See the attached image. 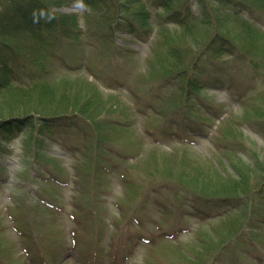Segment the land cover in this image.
<instances>
[{"label": "rangeland", "instance_id": "obj_1", "mask_svg": "<svg viewBox=\"0 0 264 264\" xmlns=\"http://www.w3.org/2000/svg\"><path fill=\"white\" fill-rule=\"evenodd\" d=\"M248 1L255 5H232L204 23L209 13L192 3L190 14L200 19L190 18L189 36L156 18L160 25L152 26L147 41L111 32L94 9L57 4L58 13L72 16L75 40L47 38L45 73L37 79L56 85L58 95L67 88L81 105L93 98L99 109L91 123L75 119L70 106L63 114L69 127L42 118L52 125L44 144L34 145L38 133L32 136L28 128L1 143L0 264H29L23 248L32 262L45 254L49 264H84L81 259L94 256L97 233H119V242L181 233L142 245L129 264H258L264 258V0ZM180 7L175 3L172 10ZM68 42L74 45L67 54ZM201 72L203 86L186 95L187 81ZM121 151L129 163H121L119 172L129 174L133 185L125 188L119 174L103 176L102 197L93 200L88 184L98 165ZM237 174L243 177L239 191L220 196L223 187L232 189ZM39 198L64 212L48 209ZM195 206L201 214L193 212ZM11 218L24 233L14 231ZM72 232L76 247L69 244ZM251 232L256 239L234 244L235 234ZM110 240L117 254L118 240ZM222 242L227 244L221 248Z\"/></svg>", "mask_w": 264, "mask_h": 264}, {"label": "trees", "instance_id": "obj_2", "mask_svg": "<svg viewBox=\"0 0 264 264\" xmlns=\"http://www.w3.org/2000/svg\"><path fill=\"white\" fill-rule=\"evenodd\" d=\"M4 4L0 9V152L4 151L1 147L2 142L9 141L10 138L15 137V134L28 128L32 131V136L35 132L38 136L32 137L34 145H38L40 142L44 144L45 131H51V124H44L42 118L50 117L54 118L49 120L53 122L57 120L62 123V127H69L68 115H63L69 111L72 106L74 113L77 115L74 117L79 120L78 117L82 116L88 118L89 122L93 123L96 120L94 115L95 110L99 107L95 103L93 98L87 97L81 105L80 97L76 96L71 99L67 96V88L64 87L62 92L58 95L55 86L46 82H42L37 79V76L45 73L42 68L43 61L41 57L43 55V45L49 36L55 38V34H60L58 38L68 41L75 40L72 23L73 18L68 15L56 14L53 11V6L57 2H63L64 0H0ZM80 4L85 5L88 8L94 9L101 13L103 23H106L109 30L112 31H124L126 34L133 35L142 41H147L151 37L152 26L155 24L159 26L164 23H175L179 28L183 29L184 36H189L194 30L191 29L190 18H195L192 13V3L197 6L201 12L207 11L209 15H206L204 20H200V23H204L212 15L220 18L225 14L229 7L232 5L253 7L255 4H251L248 0H73ZM256 1V0H254ZM175 3H180L181 7L172 10V6ZM160 10H172L168 15H160L157 12ZM201 16V15H200ZM156 18L160 20V24ZM211 19V18H210ZM213 20V19H211ZM243 24V21H242ZM177 40L179 43L182 41V37L177 33ZM227 41L228 38L219 35ZM181 40V41H180ZM233 44V39H228ZM182 44V43H181ZM68 45L72 49L66 47L67 54L73 50L74 43L68 42ZM175 49V47H173ZM251 48H249L250 50ZM225 52L234 54L233 50H225ZM201 58L198 60L200 61ZM198 62L193 65V69L196 70ZM203 72L199 73L198 78L189 79L185 88L186 95L190 92L199 89V85L203 86L202 79ZM205 80H208L207 78ZM200 81V82H198ZM184 89L182 90V93ZM190 99V98H189ZM30 110V111H28ZM33 112V113H31ZM137 113V111H136ZM262 115V113H260ZM74 126V125H73ZM231 146V145H230ZM232 147V146H231ZM126 152V151H125ZM121 151L117 154L110 155V159L107 162H102L98 165L96 176L92 178L89 186V197L93 200H97L102 197V194L98 193V187L104 186V181L101 177H111L117 174L122 176L123 186L130 188L133 182H130L129 174L127 176L125 171L119 172V165L121 163H129V156L127 153ZM111 152H107L110 154ZM116 156L120 161L115 162ZM35 162L32 165L38 163V159L34 158ZM235 176L230 185L232 189L223 187L220 190V196L230 195L238 192L242 187L243 177L239 174ZM33 179H37L33 177ZM196 181V180H195ZM163 190V187H158L154 190V193L148 192L143 202L154 195L156 192ZM212 198L214 195H211ZM211 198V197H210ZM225 200H228L226 198ZM264 200V197H263ZM146 209L147 207L143 205ZM193 212L201 211L198 207H192ZM254 231H257L254 229ZM255 233H238L235 234L233 240L234 244H240L239 240H246V237L254 240ZM96 238H101L100 234H95ZM115 243H117L119 233L111 234ZM256 236V235H255ZM128 238L125 241L124 248L129 252L134 250V247H138V244H142L141 240H135ZM163 241V240H161ZM118 242L116 244L121 250H123ZM227 242H222L221 248L224 247ZM132 249H129V247ZM130 247V248H131ZM226 249V248H224ZM223 253V252H222ZM127 254V252H126ZM251 258V257H250ZM258 264H264V258H257Z\"/></svg>", "mask_w": 264, "mask_h": 264}]
</instances>
